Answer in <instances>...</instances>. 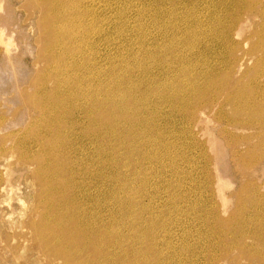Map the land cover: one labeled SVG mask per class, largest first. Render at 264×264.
I'll list each match as a JSON object with an SVG mask.
<instances>
[{"label": "rangeland", "instance_id": "1", "mask_svg": "<svg viewBox=\"0 0 264 264\" xmlns=\"http://www.w3.org/2000/svg\"><path fill=\"white\" fill-rule=\"evenodd\" d=\"M46 1L48 0H0V264H63L62 258L52 256L50 245L45 248L46 236L34 228L44 222L43 219L47 221L46 204L43 200L45 194L35 178V168L33 169L34 159L38 156L42 158L45 154L42 146L45 142L43 140H46V132L43 128L46 129L44 125L48 123L39 116L44 100L38 93V89L42 88L38 79L43 76L42 72H47L41 56L48 37L41 19L44 11L47 15L51 13V8L45 5ZM191 1L97 0L98 9H105V12L106 8L111 9L105 16L106 23L113 17L114 40L126 39L122 41L124 44L116 48V56L117 50L126 54L124 51L131 43H143L152 54L149 58V53L145 55V60L141 62L143 67L150 69L151 64L155 65L156 62L159 67L164 65L170 53L167 52L165 58L161 55L164 51L158 50L167 46L171 35L160 37L155 50L154 46H149L151 41L146 40L148 34L154 37L155 34L165 32L167 28L163 25L176 23L177 26V12L180 10L183 14L196 15L203 22L217 17L220 30H227V37L224 43L212 42L209 38L204 40L202 37L200 42L205 41L202 45L208 44V47L205 46V51L200 55L202 60L196 64L199 65L192 68H202L206 72L213 70L209 76L218 81L216 86L201 94L200 98L195 99L191 95L187 99L189 105L180 107L177 111H173L170 105L164 106L161 126L163 129L173 127L180 138L174 153L177 157L171 154V160H167V164L163 163V169L161 166L149 169L150 176L155 179H146V183L140 185L134 176L139 171L133 169L129 156H120L125 150L119 146L117 157L123 159L118 161L122 163L117 165L113 173V184L116 185L113 189L116 204H119V200L122 201L127 210L125 215L119 217L121 213L117 208L114 212L115 199L108 197L105 200L102 195V208H99L101 218L97 214L96 220L87 218V223L85 220L78 223L75 221L74 224L80 225L82 229L92 228L101 219L103 224L121 229L126 239L123 248L130 258L137 251L147 255L149 250L145 246L149 243L152 261L147 264H260V259L254 253L258 248L259 253L264 256V238L258 242L250 234L264 230L259 226L260 222L264 223V0H238L237 4L229 0ZM51 5H57V2L54 1ZM182 19V25L190 22L189 17ZM138 24L142 29L135 30ZM210 28L211 25L208 29ZM171 32L177 35V29L168 30V34ZM153 56L159 59L148 65L147 60L150 61ZM236 57L238 58L234 59ZM174 65L177 69V61ZM158 69L154 66L151 71L157 74ZM198 83L202 87L204 78H199ZM55 85V81L47 82L48 89ZM245 100L250 101H247L249 105L246 107ZM63 119L68 120L67 117ZM72 119L81 120L76 112ZM35 133H39L41 140H35ZM98 141L101 140L94 137L85 141L77 139L76 151L70 150L69 154L78 158L82 149L90 152L93 149L92 142ZM183 146L190 147L187 150L193 154L188 157V162L191 163L189 166L185 161L187 154H181ZM141 149L143 150V146ZM26 153H29L30 159ZM143 171L145 170L140 169V173ZM106 173L104 169L102 174ZM86 177V180H92L90 173ZM69 178L70 174L67 173L64 179ZM78 181L79 178H76V182ZM94 182H91L94 189L89 188V198L95 190ZM135 184L144 187L140 195L127 191ZM81 185H85L84 179L81 180ZM98 185L103 189L101 182ZM66 205L69 204L61 202L58 206L66 209ZM93 211L84 213L90 216V213L95 212ZM135 212V216H132ZM211 215L215 217H210ZM219 220L225 221L228 229L220 227ZM67 224L70 223L62 225ZM136 226H140L139 230ZM149 229L153 230L151 234ZM239 234L242 235L241 242L244 239L247 250L243 251L241 245L234 243ZM251 254L254 258L249 256Z\"/></svg>", "mask_w": 264, "mask_h": 264}, {"label": "bare ground", "instance_id": "2", "mask_svg": "<svg viewBox=\"0 0 264 264\" xmlns=\"http://www.w3.org/2000/svg\"><path fill=\"white\" fill-rule=\"evenodd\" d=\"M54 1L57 2V5H51ZM96 2L97 0H48L45 3L46 7L51 8V13L47 15L44 11L41 19V25H43L42 27L45 28L44 30L48 34L45 49L41 55L45 61V66H47V72H42L43 76L38 79L40 81L39 85L41 84L42 87L38 89V93L41 94L44 100L43 105L40 107L39 116L48 123L44 125L46 129L43 128L46 132V140H43L45 142L42 146L45 153L44 157L38 158V156L36 157L37 159H34L35 155L32 158L35 160V167H33V169L35 168V178L38 180L43 194H45L43 200L46 204V211H44L47 221L43 219L44 222L34 226V228L37 232H41L46 236L45 248L50 245L49 251L53 254L52 256L56 255L60 259L62 258L63 264H147L152 256L149 249L151 245L148 242L147 246H145L149 250L147 255L144 252L137 251L130 258L126 253L127 251L123 248L126 239L121 229H116L114 225L107 226L103 224L101 219L97 220V224L92 228L84 227L82 229L80 225L74 223L75 221L78 223L85 220L87 223V218L96 220L98 219L97 214L101 218L102 212L99 208H102V195L105 200H108V197L115 199L116 204L117 199L113 189L116 185L113 184V177L115 176L113 173L117 165L122 163V161L118 163L119 160L129 157L132 159L130 161L133 162V169L139 171L134 176L140 185H144L146 179H155L152 175L150 176L149 169H158L159 166L163 169V163L171 160L172 157L170 158V156L175 153L177 140L180 138L175 134L173 127L172 129H163L161 126L164 118V106L170 105L173 111H177L178 108L189 105L187 99L191 95L195 99L200 98L201 94L216 86L218 81L209 76L210 73L214 72L213 70L209 69V72H206L207 70L202 68L199 70L192 68H196L199 65L196 64L199 60H202L200 55L205 51V46L208 47V44L202 45L205 41H200L203 39L208 40L207 38H209L212 42L224 43L227 37V30H225L226 32L223 29L220 30L219 19L217 17L214 19L208 18L209 15L207 13L209 20L203 22L196 15L190 16L185 13L187 14L186 16L182 10L178 11L177 26H175L176 23L163 25L164 28H167L165 32L155 34L154 37L148 34V38H146L147 41L148 39L151 41L149 43L150 48L154 46L153 49L156 50L155 44H157L158 39L171 35V41L167 43V46L163 50H158V52L164 51L161 55L165 58L167 57V52L170 53L167 59L164 58V65L159 67L157 62L155 65L151 64V61L155 62V59H159L156 57L157 54L150 61L147 60L148 65L151 64V69L154 66L159 68L157 74H154L155 72L153 73L150 67H143L141 62L145 60V55L149 53L150 55H147V58H149L152 54V51H149L148 47L143 43H137V45L131 43L124 51L127 52L126 54H121L117 50L116 56V48L120 44H124L122 41L126 39L114 40L113 17L106 23L105 16L111 9L106 8V12L105 9H98L99 5ZM229 2L237 4L238 0H229ZM104 5L103 3L102 6L104 7ZM111 14L113 15V11ZM183 17H189L190 22L182 25L180 21ZM193 23L196 25H193ZM210 25L212 28L208 29ZM135 28V30L142 29L140 24L136 25ZM169 28L177 29V35L172 34V32L168 34ZM193 36L195 38H192ZM202 37L203 39H201ZM176 61L177 69H175L176 66L174 65ZM198 75L202 76L199 77L200 79L204 78L202 87L201 83H198ZM226 79L228 80V78ZM48 81H51V83L55 81L56 85L52 89H48ZM228 98L230 99L231 97ZM247 101H244L246 104H244V107L249 105L248 102L250 101ZM162 104L163 107H161ZM49 107L50 110L48 109ZM191 110H194V108ZM75 112L76 116L81 119L80 121H76L79 119H72ZM235 112L237 113V111ZM63 117H67L68 120H64ZM44 121L42 122L44 123ZM36 127L38 128V126ZM42 131L39 133L42 134ZM38 134L35 133V140L40 138ZM26 135L24 136L26 137ZM91 137L101 141L92 142L93 149L90 152L82 149L78 158L76 155L73 157V155L69 154L70 150L76 151L75 143L77 139L85 141ZM139 138L140 140H138ZM119 146H122L125 150L123 155H120L123 156L122 159L117 157L119 154L117 148ZM141 146H143V150ZM189 148L188 146H183L184 151L181 152V154H187V158L182 155L186 158L187 166L190 163L188 162V157L193 156L187 150ZM28 154V159H30ZM175 156L177 157V155ZM173 159L172 162L170 161L172 167L174 166ZM182 163L185 164L184 162ZM191 166L194 167L193 165ZM104 169L107 172L106 175L102 174ZM140 169L145 171L140 173ZM67 173L70 174L71 180L70 178L69 180L64 179ZM87 173H90L92 175L91 179L95 181L93 184V186L95 185V190L94 192L92 191L91 198H89L88 192L90 193L89 188L92 187V180L88 181L85 179ZM76 178H79L78 182H76ZM82 179L85 181L84 186L81 185ZM99 182L103 185V189H100ZM140 185H132L131 190L127 191L140 195L141 191L144 190V187ZM92 189L94 188L92 187ZM145 193L147 192L145 191ZM68 194L69 196H67ZM61 202L69 204L65 206L66 209L61 208L62 206L59 207ZM127 204L129 205V202ZM254 204H256V199ZM57 206L63 210L57 209ZM115 208L119 209L121 213L119 217L121 218L127 211L120 200L119 204H116L113 208L114 212ZM92 209L95 212L93 211V214L90 213V216L84 213L89 210L91 212ZM214 212L216 213V211ZM135 214L136 212L131 215L135 216ZM127 215L129 216V214ZM210 217L215 216L211 215ZM206 221L208 222V220ZM218 222L220 227L228 229L225 227V221L221 222L219 220ZM63 223L70 224L65 226L62 225ZM219 226L217 228L220 229ZM259 226L264 229V223L260 222ZM139 227L136 226L137 230H139ZM149 230L151 234L153 230ZM250 235L252 239L256 238L259 242V240L264 238V230L254 231ZM241 238V234L236 236L234 243L241 245L240 247L243 251L244 249L247 250L244 239L241 242ZM222 244L224 245V243ZM224 247L226 248V246ZM254 255L260 259V264H264V256L259 253L258 248L255 249ZM249 256L252 257V254Z\"/></svg>", "mask_w": 264, "mask_h": 264}]
</instances>
